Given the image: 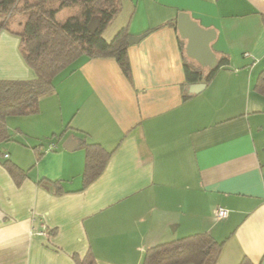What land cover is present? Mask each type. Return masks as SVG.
<instances>
[{
  "label": "crops",
  "instance_id": "1",
  "mask_svg": "<svg viewBox=\"0 0 264 264\" xmlns=\"http://www.w3.org/2000/svg\"><path fill=\"white\" fill-rule=\"evenodd\" d=\"M180 12L214 33L217 59L229 58L198 93L169 25ZM23 22L16 15L10 26ZM124 27L129 37L148 32L127 48L130 81L114 58L82 56L37 114L6 119L0 233L15 242L0 247V264H75L88 251L96 264H142L147 249L195 234L224 242L217 264H264V97L254 90L264 0H120L103 38ZM18 45L0 32V80H34ZM84 143L112 155L82 189ZM3 161L26 172L19 186ZM217 208L227 218L217 221Z\"/></svg>",
  "mask_w": 264,
  "mask_h": 264
},
{
  "label": "trees",
  "instance_id": "2",
  "mask_svg": "<svg viewBox=\"0 0 264 264\" xmlns=\"http://www.w3.org/2000/svg\"><path fill=\"white\" fill-rule=\"evenodd\" d=\"M119 7L120 0H0V32L6 30L18 36L20 54L35 74L31 81L0 80V144L10 140L6 119L37 114L39 99L53 91L55 78L82 56L114 58L123 75L131 80L127 28L120 29L110 41L103 38ZM64 9H78L79 14L59 23L56 16ZM15 15L24 18L19 30L10 26ZM93 21L97 25L90 34L87 27ZM169 25L176 30V21ZM178 40L184 51V41L179 36ZM217 61L214 69H204L195 61L191 62L194 67L184 64L186 83H209L220 68L229 65L227 56ZM254 90L264 97V69L257 76ZM82 148L85 153L82 189H85L104 171L112 152L99 144L84 143ZM40 156L37 154L36 159ZM1 164L17 186L26 178V172L16 165L8 161ZM51 184L56 192L60 191L57 182ZM223 245L224 242L208 234H195L147 249L142 264H217ZM73 259L75 264H96L90 251L83 258L74 255ZM239 264L252 262L243 258Z\"/></svg>",
  "mask_w": 264,
  "mask_h": 264
},
{
  "label": "water",
  "instance_id": "3",
  "mask_svg": "<svg viewBox=\"0 0 264 264\" xmlns=\"http://www.w3.org/2000/svg\"><path fill=\"white\" fill-rule=\"evenodd\" d=\"M96 21H93L88 27V32L93 34L96 29ZM176 30L178 36L186 41L185 54L195 61L200 67L204 69H214L217 66V58L210 48V43L214 39V33L202 29L189 14L180 12L176 18ZM146 34L140 37H129V45L137 44ZM205 87L203 83L192 84L189 86L190 93H198ZM65 148V147H64ZM66 149V148H65Z\"/></svg>",
  "mask_w": 264,
  "mask_h": 264
},
{
  "label": "rangeland",
  "instance_id": "4",
  "mask_svg": "<svg viewBox=\"0 0 264 264\" xmlns=\"http://www.w3.org/2000/svg\"><path fill=\"white\" fill-rule=\"evenodd\" d=\"M75 14L78 15V9H74V10H69V9H64L61 12L58 13V15L56 16L57 22L62 23L64 21V19H66L68 16ZM16 16V15H15ZM109 33L107 32L105 34V37H109L110 35H108ZM184 41V40H183ZM185 44L186 41H184V51H185ZM186 60L192 62L190 59H188V57L186 56Z\"/></svg>",
  "mask_w": 264,
  "mask_h": 264
},
{
  "label": "built area",
  "instance_id": "5",
  "mask_svg": "<svg viewBox=\"0 0 264 264\" xmlns=\"http://www.w3.org/2000/svg\"><path fill=\"white\" fill-rule=\"evenodd\" d=\"M244 56L245 57H252V56H250L249 54H244ZM54 149H56V145H54V144H51L49 147H48V151H52V150H54ZM227 216H228V211L226 210V209H224V208H217L216 210H215V212H214V217H215V219L217 220V221H219V220H222V219H225V218H227ZM41 234H44V233H41Z\"/></svg>",
  "mask_w": 264,
  "mask_h": 264
},
{
  "label": "clouds",
  "instance_id": "6",
  "mask_svg": "<svg viewBox=\"0 0 264 264\" xmlns=\"http://www.w3.org/2000/svg\"><path fill=\"white\" fill-rule=\"evenodd\" d=\"M14 239L4 233H0V247H10L14 243Z\"/></svg>",
  "mask_w": 264,
  "mask_h": 264
}]
</instances>
